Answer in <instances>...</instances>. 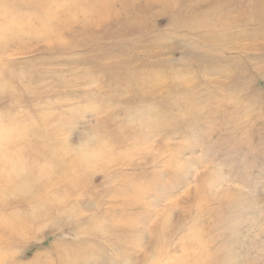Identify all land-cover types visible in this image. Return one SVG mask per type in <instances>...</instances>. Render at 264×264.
Wrapping results in <instances>:
<instances>
[{"label": "rangeland", "instance_id": "obj_1", "mask_svg": "<svg viewBox=\"0 0 264 264\" xmlns=\"http://www.w3.org/2000/svg\"><path fill=\"white\" fill-rule=\"evenodd\" d=\"M0 264H264V0H0Z\"/></svg>", "mask_w": 264, "mask_h": 264}, {"label": "bare ground", "instance_id": "obj_2", "mask_svg": "<svg viewBox=\"0 0 264 264\" xmlns=\"http://www.w3.org/2000/svg\"><path fill=\"white\" fill-rule=\"evenodd\" d=\"M34 1V0H33ZM36 2V1H35ZM34 5V4H33Z\"/></svg>", "mask_w": 264, "mask_h": 264}]
</instances>
